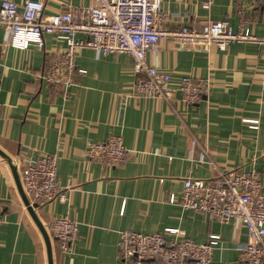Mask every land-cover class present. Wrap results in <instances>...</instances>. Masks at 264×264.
<instances>
[{
    "label": "crops",
    "instance_id": "obj_1",
    "mask_svg": "<svg viewBox=\"0 0 264 264\" xmlns=\"http://www.w3.org/2000/svg\"><path fill=\"white\" fill-rule=\"evenodd\" d=\"M92 1L45 0L44 12ZM204 1L161 0V25L179 29L208 18L229 19L235 29L245 23L264 36V0H213L208 9ZM4 35L0 24V150L18 171L41 155L56 154L65 198L39 204L37 214L47 230L57 216L79 222L70 252L51 238L52 264H135L121 256V231L166 233L167 228L201 243L219 235L209 264H244L238 260L247 242L241 221L212 220L169 197L181 194L186 177L255 169L264 178V44L232 42L223 49L161 40L147 54L150 64L170 72L174 81L189 74L209 84L205 97L190 105L180 93L170 99L137 96L133 58L101 56L91 48L78 51L76 63L87 72L76 76L64 97L40 74L63 52L65 41L45 34L43 46L18 49L7 45ZM114 134L122 135L128 148L123 164L87 157L90 142ZM0 199V264H50L43 234L1 154Z\"/></svg>",
    "mask_w": 264,
    "mask_h": 264
},
{
    "label": "built area",
    "instance_id": "obj_2",
    "mask_svg": "<svg viewBox=\"0 0 264 264\" xmlns=\"http://www.w3.org/2000/svg\"><path fill=\"white\" fill-rule=\"evenodd\" d=\"M161 0H93L89 5L69 4L62 11L44 12L45 0H2L0 24L5 29L4 42L18 49L43 46L44 35L53 34L66 43L63 52L54 58L40 77L53 89L69 96L76 76L87 72L76 63L80 49L91 48L101 56L126 53L133 58L137 79L134 89L140 97L170 99L180 93L184 102L199 103L209 91L204 79L183 74L174 81L172 74L147 60L149 51L171 37L183 45L208 48L216 44L225 48L232 42L264 44V36L254 34L245 23L235 29L229 19L208 18L199 26L168 29L161 25ZM213 0L203 3L210 8ZM79 34L85 35L84 38ZM2 103L0 102V108ZM86 155L104 165L123 164L128 148L122 135H111L104 141L90 142ZM23 189L31 203L43 204L64 199L60 194L58 156L44 154L20 169ZM171 203L184 209L206 213L212 220L227 223L233 219L246 227L247 242L240 247L239 262L264 264V178L255 169H235L212 178L186 177L180 195L172 193ZM1 209V199H0ZM1 221V214H0ZM79 229V222L68 215L53 219L48 232L64 252H70ZM163 232L143 233L132 229L121 231L119 250L123 259L135 264L156 261L160 264H209L215 240L205 243L180 237L179 228ZM169 234V235H168Z\"/></svg>",
    "mask_w": 264,
    "mask_h": 264
},
{
    "label": "water",
    "instance_id": "obj_3",
    "mask_svg": "<svg viewBox=\"0 0 264 264\" xmlns=\"http://www.w3.org/2000/svg\"><path fill=\"white\" fill-rule=\"evenodd\" d=\"M0 154L8 161V163L11 166V169L13 171L16 183H17V188L19 190V193L22 197L23 202L25 203L28 211L30 212L31 216L33 217L34 221L36 222V224L38 225L39 229L41 230L46 246H47V250H48V255H49V262L50 264H52V253H53V249H52V240H51V236L47 230V228L45 227V225L42 223V221L39 219V216L37 214V208H39V204L38 203H31V201L29 200L28 196L26 195L22 183H21V179H20V173L17 169V166L15 164V162L13 161L12 157L7 155L6 153L2 152L0 150Z\"/></svg>",
    "mask_w": 264,
    "mask_h": 264
}]
</instances>
